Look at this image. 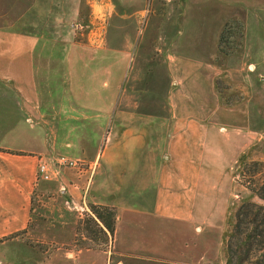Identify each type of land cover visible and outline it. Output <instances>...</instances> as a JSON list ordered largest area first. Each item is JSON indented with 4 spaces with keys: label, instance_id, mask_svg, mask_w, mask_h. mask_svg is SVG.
Returning <instances> with one entry per match:
<instances>
[{
    "label": "crops",
    "instance_id": "obj_1",
    "mask_svg": "<svg viewBox=\"0 0 264 264\" xmlns=\"http://www.w3.org/2000/svg\"><path fill=\"white\" fill-rule=\"evenodd\" d=\"M83 12L116 25L123 47H49L64 37H50L47 26L71 25ZM145 14L157 23L144 41L169 63L177 56L215 58L232 19L244 24L245 36L225 69L241 59L255 73L264 58V0H0V264H145L156 258L157 235L168 231L181 240L170 264L207 260L224 166L208 162L218 145L206 123L231 108L215 111L223 103L213 60L204 68L210 96L198 93L203 84H194L191 98L170 83L167 98H160L154 82H144L143 66L128 80L129 42L136 41L134 25ZM181 23L189 28L183 44ZM177 68L184 82L195 75L191 63ZM60 159L96 169L90 179L61 167L59 178L38 180L41 162L51 167ZM90 204L118 211L111 248L65 249ZM18 233L26 234L13 238ZM27 240L51 247L28 246Z\"/></svg>",
    "mask_w": 264,
    "mask_h": 264
},
{
    "label": "rangeland",
    "instance_id": "obj_2",
    "mask_svg": "<svg viewBox=\"0 0 264 264\" xmlns=\"http://www.w3.org/2000/svg\"><path fill=\"white\" fill-rule=\"evenodd\" d=\"M91 1L97 3L98 0ZM89 15L90 14L87 12L79 13L74 23L71 25L49 24L47 28L50 37L54 38L58 33L62 34L64 37L63 41H49V47L55 45L72 47L73 43L74 45L77 43H88L95 46V48L105 47L118 49L123 47L122 44H124V42L116 35V25H105L102 18L93 19L90 18ZM156 23L157 18L154 15H150L147 20V15L145 14L144 18L140 20V23L134 25L139 34L135 42H129L132 48L128 51V56L126 58L128 62L127 70L129 72L128 80H131L136 66H139V68L143 66L145 70L143 80H145L144 82H149L150 85L154 82L155 87H157V92L154 90L155 95H159L160 98L166 99L170 83H173L174 92L186 93L187 96L189 95L191 98H194V92L196 91L194 89V84L197 83L199 87V84H203L206 75V70L204 68H206L210 61L213 60V64L216 65L219 72H221L220 75L216 77L214 85L216 94L220 95L219 102L223 104H217L216 107L218 108L215 111L221 112L223 106L231 108V111L226 114L223 112L220 115L216 114L212 120L206 123L209 132L216 134L218 145L216 146L218 147L217 152L211 154V150H208V162L217 167L224 166L223 169H220L221 176L217 181L216 197H214L213 200L214 208L217 212L216 219L218 223L216 226L218 229L217 231L215 229L210 232L207 237V260L195 261L200 264H226L227 236L232 229L237 210L241 205L247 203L264 206V201L248 188L255 187L254 184H251V179H249V173L252 172L251 163H264V58H260V62H258L260 65H257L255 73L249 70V64L246 65L241 61L239 62L241 59H236L234 62L232 61L233 63L230 70L225 69L228 60L233 55H236L243 47L245 36L244 24L237 19H232L225 24V26L229 24V28L225 43L221 47L223 53L219 52L218 45V54L215 58L210 56H177L172 63H169L167 57H159L152 54L151 44L144 41V39L147 38V34H152L155 30ZM253 33L254 31L251 28L249 32H246V35L249 38ZM178 34L180 40H182L181 44H183L184 38L189 35V28L185 29V25L181 23L178 26ZM70 37L72 39H70ZM152 43L162 44L159 41H153ZM158 47L161 46L157 44L153 46V48ZM143 52H147L148 55H145ZM226 53H228V55ZM103 59L104 58H97V61L101 62ZM124 59L125 58H122V61ZM242 59L247 58L242 57ZM111 60L113 62L118 61L119 57L116 58L112 56ZM186 63H191L195 75H192V78H188L186 82H184L183 76L186 74L180 72L177 67L180 64L182 67L187 66L188 64ZM235 68L238 70L234 71ZM194 78L197 79L194 80ZM200 79H203V81ZM124 80H126V78H124ZM201 86H204V88H199L198 93L210 96L208 94L209 89H205V87L208 88L207 84ZM57 162L58 161L51 166L52 173L54 174L51 181L60 176L61 168L58 166ZM74 162L79 164L78 169L74 170L77 173H80L79 170L84 171L88 175V179H90L96 169L95 165L79 160H74ZM62 168H64V166ZM66 168L69 169V167ZM261 172L260 175L264 178V167H261ZM89 212V210L83 212L81 218H84L86 213L88 214ZM25 234L26 233H21L20 236L24 238ZM16 237L19 236L15 234L13 238ZM157 239L160 242H155L156 246L152 250L157 254L155 256L156 258H154L155 260L153 262L145 261V264H170L172 260L168 259L177 255L178 251H180V238L175 237L172 232L168 231L167 233L158 234ZM24 244L37 248L41 247L42 249H49V247H51L37 244L32 240H27ZM65 249H72V247L67 246ZM183 251L188 250L183 248ZM0 260H4L2 255H0Z\"/></svg>",
    "mask_w": 264,
    "mask_h": 264
},
{
    "label": "trees",
    "instance_id": "obj_3",
    "mask_svg": "<svg viewBox=\"0 0 264 264\" xmlns=\"http://www.w3.org/2000/svg\"><path fill=\"white\" fill-rule=\"evenodd\" d=\"M228 28L229 24L225 26L220 36L219 52L221 53H223L221 47L225 43ZM251 167L249 179L255 187H247L264 201V178L260 175L264 163L253 162ZM89 211L78 221L72 249L75 251L109 250L117 228V209L90 204ZM20 234L18 233L17 236ZM226 264H264V206L247 203L237 210L232 229L227 236Z\"/></svg>",
    "mask_w": 264,
    "mask_h": 264
},
{
    "label": "built area",
    "instance_id": "obj_4",
    "mask_svg": "<svg viewBox=\"0 0 264 264\" xmlns=\"http://www.w3.org/2000/svg\"><path fill=\"white\" fill-rule=\"evenodd\" d=\"M58 166L61 167H69L73 169H78V163L74 161H69L66 159H60L58 160ZM80 172H84L79 170ZM53 173L50 165L46 162H41L38 167V180H44V181H51L53 178Z\"/></svg>",
    "mask_w": 264,
    "mask_h": 264
}]
</instances>
